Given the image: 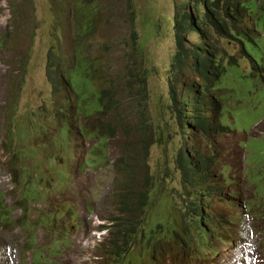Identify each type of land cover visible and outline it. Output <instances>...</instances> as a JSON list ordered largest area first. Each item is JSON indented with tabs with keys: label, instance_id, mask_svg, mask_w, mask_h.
<instances>
[{
	"label": "rangeland",
	"instance_id": "rangeland-1",
	"mask_svg": "<svg viewBox=\"0 0 264 264\" xmlns=\"http://www.w3.org/2000/svg\"><path fill=\"white\" fill-rule=\"evenodd\" d=\"M181 1L0 0V198L15 210L17 220L24 216L22 206L32 208L33 220L39 213L54 212L47 228L36 225V257L25 248L26 229L0 224V251L5 254L0 264H118V256L112 255L117 245L111 240L117 233L113 221L122 214L117 199L125 177L119 166L128 144L142 157V181L151 169L160 176L164 195L185 190L181 173H157L165 164V147L180 145L183 139L169 85L177 51L174 17ZM253 8L256 40H245L242 52L239 45L228 48L242 58L238 65L227 63L219 84L222 123L234 130L219 139L232 185L225 187L224 192L230 191L226 202L216 204L213 198L209 207L214 209L207 207L203 215L212 232L201 233L186 248L183 242L172 246L169 241L163 248L154 241L144 255L137 251L132 260L125 258L131 262L119 264H155L156 259V264H253V259L264 264V219L257 209H246L252 198L257 197L254 206L264 203V0ZM81 20L94 23L92 33L83 30L85 52L98 67L102 86L109 84L108 76L125 78L129 61H143L151 69L148 119L131 104L134 88L124 90L121 122L102 113L84 116L94 113L99 101L87 64H75ZM52 57L61 61L52 74L63 86L59 90L49 76ZM110 124L120 127L105 136L107 157L93 163L101 142L92 128ZM144 143L149 146L143 150ZM28 191L31 202L24 196ZM171 203H159V219H188L178 218ZM125 219L122 215L118 226ZM104 224L113 225L107 229ZM180 231L182 238L186 232L197 233L184 223ZM168 232L169 226L163 225V235ZM80 235L84 238L78 241Z\"/></svg>",
	"mask_w": 264,
	"mask_h": 264
},
{
	"label": "trees",
	"instance_id": "trees-1",
	"mask_svg": "<svg viewBox=\"0 0 264 264\" xmlns=\"http://www.w3.org/2000/svg\"><path fill=\"white\" fill-rule=\"evenodd\" d=\"M256 1L260 0H182L176 5L174 26L177 29V51L169 85L172 107L177 113L184 140L182 139L180 145L165 147L166 154L161 161V164L164 162L165 164L157 173H181L185 190L164 195L160 189L162 180L160 176L152 175L151 169L149 173L144 174L142 181L139 172L142 157L134 155L131 144L126 146V159L123 160L122 157L119 166L124 173L125 182L122 194L117 199V205L122 210L121 216L126 215V219L121 226H118L121 216L114 219L117 233L111 240L113 247L117 245V249L113 248L112 255L118 256V264L137 251L144 255L154 241L161 242L159 245L163 248L169 241L172 246L178 245L182 234L180 224L184 223L186 228L193 227L197 231L191 234L195 236L194 240H190L193 244L201 233L212 232L213 227L210 230L206 227L209 224L204 221L203 215L208 214L207 207L213 198L216 204L226 202L230 191L224 192L225 187L232 185L226 178L231 166L225 163V152L219 144V139L232 134L234 130L222 123L224 102L219 94V84L227 72V63L238 65L242 58L230 53L228 48L239 45L242 52L241 45H244L245 40H256L253 26V6ZM83 11L88 13L84 8ZM85 28L92 33L93 21L81 20L77 26L81 32L77 39L78 55L75 64H87L92 84L98 92L99 104L94 113L84 116L91 117L102 113L113 117V120L117 117L118 122H121L120 108L124 106L122 105L124 90L134 88L131 104L138 106V115H141L142 119L147 118L151 69L145 66L143 61L140 65L129 61L125 78L111 79L108 76L105 79L109 84L102 86V75L96 78L98 67L85 52L87 49V36L83 32ZM244 51L250 55L247 50ZM60 67L61 61L52 57L48 70L50 78L55 82L56 90L63 86L52 74ZM66 83L74 88L70 79H67ZM119 127L110 124L106 129L96 125L92 128L93 136L98 137L99 143L101 142L95 147L97 157L92 158L93 163H100L107 157L106 142L111 135L116 134ZM148 146L144 143L143 150ZM34 184L37 185L35 182ZM24 196L31 202V191L26 192ZM163 200L172 202L169 206L173 212H177L178 218L188 219L180 222L175 218L168 221L159 219L156 210ZM22 209L25 218L23 216L21 220H17L8 202L0 198V224L5 227L14 224L23 226L28 232L26 249L34 251L37 243L36 225L49 226L52 214L39 213L38 218L33 220L29 218L32 208L22 206ZM165 224L169 226V232L163 235ZM188 238L190 239V236Z\"/></svg>",
	"mask_w": 264,
	"mask_h": 264
},
{
	"label": "clouds",
	"instance_id": "clouds-1",
	"mask_svg": "<svg viewBox=\"0 0 264 264\" xmlns=\"http://www.w3.org/2000/svg\"><path fill=\"white\" fill-rule=\"evenodd\" d=\"M256 193V192H255ZM257 199V197L255 198V199H253L252 198V200H250V202L249 203H251V202H253V201H255ZM248 205H250V204H248ZM247 205V206H248ZM10 209H12V208H10ZM12 210H14V209H12ZM15 211V210H14ZM22 213H23V209H22ZM54 213V212H53ZM53 213H49V214H53ZM24 214V213H23ZM15 215V214H14ZM16 217V216H15ZM17 219V218H16ZM115 221V220H114ZM114 221H113V224H114ZM113 224H110V225H106V224H104V225H102V227L103 228H106L107 227V229L109 228V229H111L112 228V225ZM3 226V225H2ZM19 226H21V225H19ZM37 226H39V225H37ZM42 226V225H41ZM23 227V226H22ZM44 227V226H43ZM24 228V227H23ZM47 228V227H46ZM49 228V227H48ZM35 230H36V228H35ZM37 231V230H36ZM99 232V231H98ZM38 233V232H37ZM36 233V234H37ZM186 236H190V239L189 238H186ZM36 238H37V235H36ZM195 239V236H193V235H191V234H187V235H185V237L184 238H180V244H181V242H183V244H184V247L186 248V247H190V245H189V241L190 240H194ZM196 240H197V237H196ZM37 242V241H36ZM190 244L192 245L193 243L190 241ZM193 245H195V244H193ZM35 247H36V249L33 251L34 252V254H35V257L37 256V252L39 251L38 250V247H37V243H36V245H35ZM26 248V247H25ZM26 250H31V249H26ZM149 250V249H148ZM186 251H187V249H186ZM41 255V257L43 258V254H40ZM49 255H51V251H50V253L49 254H47V255H44V257L46 258L47 256H49ZM5 256V254H4V252L3 251H0V258H3ZM35 261H36V258L34 259ZM253 261V264H254V262L256 261V259H253L252 260ZM126 262H131V261H129L128 259H126L125 261H124V263H126ZM44 264L45 262L44 261H42V262H37L36 261V264ZM153 263H155L156 264V260L155 261H153ZM163 264V263H162Z\"/></svg>",
	"mask_w": 264,
	"mask_h": 264
},
{
	"label": "flooded vegetation",
	"instance_id": "flooded-vegetation-1",
	"mask_svg": "<svg viewBox=\"0 0 264 264\" xmlns=\"http://www.w3.org/2000/svg\"><path fill=\"white\" fill-rule=\"evenodd\" d=\"M250 205H248V206H246V209L249 211V212H252V211H254L255 209H257L256 210V213L258 214L259 213V215H260V219H264V203L261 201V203H260V205L257 207V206H254L253 204H252V202L251 203H249Z\"/></svg>",
	"mask_w": 264,
	"mask_h": 264
},
{
	"label": "bare ground",
	"instance_id": "bare-ground-1",
	"mask_svg": "<svg viewBox=\"0 0 264 264\" xmlns=\"http://www.w3.org/2000/svg\"><path fill=\"white\" fill-rule=\"evenodd\" d=\"M82 237H83V236L80 235V236H79L78 238H76V239H78V241H81V240H82ZM83 238H84V237H83ZM76 239H75V240H76ZM78 241H77V243H78ZM84 242H85V241H84ZM75 243H76V241H75ZM81 243H82V242H81Z\"/></svg>",
	"mask_w": 264,
	"mask_h": 264
}]
</instances>
